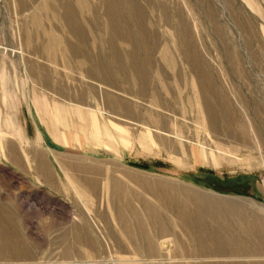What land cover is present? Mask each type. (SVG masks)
<instances>
[{"label":"rangeland","instance_id":"obj_1","mask_svg":"<svg viewBox=\"0 0 264 264\" xmlns=\"http://www.w3.org/2000/svg\"><path fill=\"white\" fill-rule=\"evenodd\" d=\"M114 1L110 13V0H87V10L70 5L83 30L77 37L64 19L72 0L46 10L43 0H0V143L16 142L21 163L33 165L35 156L37 163L28 182L18 166L15 181L5 179L0 186V209L22 239L3 242L7 237L0 235V264H121L124 259L123 264H264V0H132L136 6ZM33 14L46 34L56 36L53 54L42 51L55 43L36 34ZM110 19L128 25L134 39L120 41L117 50L129 70L135 60L147 69V85L151 93L159 92L161 103H153L151 93L142 99L138 84L131 86L117 68ZM140 28L148 33L147 48ZM69 45L81 51L86 66L62 48ZM99 62L115 78L113 85ZM201 78L216 91L211 102L228 109L236 130L245 125L247 143L223 132L216 105L219 121L212 129L199 105ZM119 100L131 105L132 123L109 114L107 104ZM151 110L173 131L151 127ZM167 139L177 153L163 142ZM218 145L227 155L219 162L214 160ZM203 151L207 159L200 156ZM0 161L12 163L3 154ZM42 161L46 180L38 170ZM127 172L147 175L153 181L145 180L148 184L160 179L184 189L173 194L172 204L191 211V228ZM114 181L127 194L120 204L112 201ZM129 199L138 219L129 212ZM203 205L217 212H194ZM118 206L124 219L117 217ZM147 206L171 225L166 234L152 226ZM217 219L223 222H213ZM122 220L132 225L131 232ZM138 220L144 229L137 228ZM249 230L258 234V243H247ZM178 238L177 247L165 242ZM214 238L245 239L244 251L253 258L203 260ZM227 248L236 255L238 249ZM17 249L26 260L15 258Z\"/></svg>","mask_w":264,"mask_h":264},{"label":"bare ground","instance_id":"obj_2","mask_svg":"<svg viewBox=\"0 0 264 264\" xmlns=\"http://www.w3.org/2000/svg\"><path fill=\"white\" fill-rule=\"evenodd\" d=\"M72 1H73V3L67 2V4H66L65 13H64V19L66 21V25L74 33L73 35H76L77 37H82V31L83 30L80 29L81 28L80 25H77L76 18L74 17L75 14L72 13V9L70 11V5H72L71 7L74 6L77 9H81V10H85V9L87 10L89 8V5H88L87 0H72ZM121 1H122V3L127 4V5H131V4H133L135 6L137 5L132 0H121ZM40 2H41V0H40ZM60 2H61V0H43L42 6L46 10V8L50 9V8H52L54 6H57L58 4H60ZM107 4H108V0H107ZM114 5L117 6L116 1L110 0V2H109V10H108L109 13L111 12V10L114 7ZM38 15H40V14L38 13ZM38 15L35 14L34 15V19H33L34 20L33 24H34V29L36 31V34L38 36L51 37V38H53L52 42H54L56 40V38H55L56 36L55 35H54L55 37L52 36V35L49 36L48 34H46L43 31V29L41 28L42 27V23H41ZM58 19H59V17H58ZM122 22H124V21H121L120 19H112V20L110 19L109 23L107 24L108 25L107 32L109 34V39L111 41L110 43L113 45V47L111 49H113L112 53L114 54L113 55L114 56V61L116 63L117 68L119 69V71L123 74V77L129 82V84L131 86H135L134 85L135 83L138 84L136 86H137V88H139V90H138L139 96L140 97L144 96L142 99H145V97L147 99L148 95L151 93V90H152L151 86L147 85V83H148L147 75H146L147 69L144 68V67L143 68L140 67L139 66L140 62L138 60H135L133 62L134 67H131L130 70H129V68L127 66V63H125L123 61L124 56L117 50V45H119L120 41L129 40L131 42L134 39L133 36H132L131 31L128 28V25L124 22V25L122 26ZM138 35H139V38L144 43L145 48H147L146 41L148 39V33L144 30V28L143 29L140 28ZM56 41H58V40H56ZM54 43H55V47H49L50 45H48V43L45 44L44 46H42V48H43L42 51L46 52L47 54H51V53L53 54L56 51V49H57L56 47L58 46V44L56 46V42H54ZM61 44L62 43H60L59 45H61ZM62 48L63 49L65 48L64 50L72 53V55H74L75 57H78L77 60H79V63L81 64L80 65L81 67L82 66H86L85 63L87 64V62H86L87 59L82 58V61H80L81 60V51L80 50H78L77 48H75L73 46H70V45L68 47H62ZM186 53H187V55L189 56V59H190L191 55L193 54L192 48L190 50H187ZM129 56L137 58L135 54H131L130 53ZM101 61H103V59ZM193 67H194V69H197L196 66L193 65ZM99 68H100V70L103 69L101 72L105 74L107 80L108 79L110 80L109 83L113 85V83L115 82V78L112 76L111 72L109 70H107L106 64H104V62H101V63L99 62ZM201 83H202V87L200 88V90L197 91V93L199 95L201 94L200 95L201 101L199 99H197V101H200L199 105H202L204 114L206 115L205 117H207L210 125L212 126V129L217 127V125H218L217 123L219 121L218 120L219 116H218V114L215 111V109H216L215 105H216L217 108L220 107L218 110H221L220 115H221V119H223L222 122H223V124L225 126L224 129H223V132H226L227 135H229V137L238 135V137L237 136L236 137L240 141H243V142L247 143L246 140H247L248 135H247V132H246L245 125L242 124L241 128L239 130H236L237 127L233 126V124H232L233 122L231 120V116L229 114L228 109L225 108V106H218L217 104L214 105L211 102V100H214L215 98H217L216 91L213 90V88H211L210 86H208L210 84L208 83V81L205 80V78L204 79L201 78ZM151 95L153 96V100H152L153 103H155V104L161 103V101L159 100L161 98L160 95H159V92L154 90V91H152ZM112 104L114 105L113 107L109 106L108 104H107V107H108V110H110L109 114L114 119H118V120H120L119 122H123L124 124L125 123L126 124L132 123L131 120H135L133 118L134 115L132 114V111L129 108L131 105H128V104L126 105V103H123L120 100H119V102L116 101V102H113ZM221 107L223 108V110H222ZM118 110H120L121 112L119 113ZM163 117L164 116L161 115L160 113L152 112V110L149 111L148 120L150 122V126L155 128V129H157V130L159 129V130L164 131V132L173 131V130H171V124H168V122L165 121V119ZM129 119H131V120H129ZM148 120L146 119V121H148ZM86 124H89V123L86 122ZM147 124H149V123L147 122ZM88 126L90 127V125H88ZM96 126H97V124H96ZM112 133L115 134L114 131H112ZM117 135L118 136H124V133L122 131H117L116 132V136ZM142 140H140V141L143 142L142 143V145H143L145 143L144 141L147 140V138H145L143 136ZM170 140L171 139H167V141L165 140L163 142L164 143L166 142L168 144L169 149L171 151L177 153L176 147L173 145V142H171ZM220 146L218 145V147H217L218 150H220V152L217 150L218 151V152L216 151L217 152V154H216L217 156L214 157V160L217 161V162L223 161L224 158L227 159V155L225 154L226 151H224L225 153L222 152L223 147H220ZM200 156L203 159H207L208 158V156H207L205 151H203L202 154H200ZM38 165H39L38 167L40 169H42V170L45 169L44 168L45 167V162L44 161H42V163H39ZM127 173L131 176V178H132V176H134L136 178V180L139 182L137 184L142 185L146 192H148L151 195H153L154 197H156V199L158 200V202L160 204H162L165 208L170 209V211H172L173 213H176L177 217L180 220H182V222L188 228H191V211H188L187 208H182V207H180V209H182V210H180L177 206H174L172 204L173 196L176 195V197H177L178 192L179 191L182 192L184 189H182L180 187H175V186H173V184L168 183L167 181H164V180H160V179H157L153 184H148V183H146L147 181H149V180H147L148 179L147 175L139 174L138 172H127ZM132 173H134V174H132ZM144 176H147V177H144ZM145 180H147V181H145ZM150 180H151V178H150ZM152 182L149 181V183H152ZM116 183H117V181H114L113 186ZM114 187L115 188L113 189V192H112V195H113L112 196V198H113L112 201L115 202V203H119L120 204V200L122 199V197L126 196L127 194L122 190V188H121V186H119V184H116ZM119 189L122 190V191H120ZM83 191H84V189H83ZM208 201L209 202H215L212 199L208 200ZM119 204H117V205H119ZM127 205L129 206V212L130 213L132 212L134 217L138 219V216L135 214V212L132 210V207L130 206L131 205L130 199L127 200ZM145 212L147 213L148 218H150V220L152 222V226L154 228H156V227L161 228L162 229V233H164V234H166V230L165 229L170 230L168 227H171V225H167L168 226L167 227L164 224V222L162 221V218H161L160 214H155L154 211L148 206L145 207ZM194 212L195 213H199L201 215L202 214H206V213H207L206 215H211L212 213L217 212V211L214 208H212V207H210L208 205H203L201 210L197 209ZM204 212H206V213H204ZM117 213H118L117 217H119L121 219H124V211L121 210V208L119 206H118ZM157 219H158L159 222H157ZM122 221L125 222V223L122 224L123 227L126 230L129 231L128 228L129 227L131 228L132 225H130V223H128L125 220H122ZM213 222H215V223L220 222L219 224H221L223 221H220V219H217V221H213ZM136 224H137V228L141 229V230L146 227L145 224H143L139 220L137 221ZM211 226H213V225H211ZM129 232H131V231H129ZM244 236H246L245 239L246 238L248 239L247 243L249 241H253V242L258 243V241H256L257 238H258V234L256 232H253V231L251 232V230H249V232H247ZM214 239H217V240L216 241H209L210 247L208 246L209 250L204 254V258H202L203 260H216V259H217V261H226V260H229V259L236 260V259H239L240 256H242V257L245 256L244 258H247V259L249 257L253 258L252 257L253 255H252L251 251L249 253L244 251V248L247 245L245 239H243V240L242 239H238V238H230V239L225 238L224 240H222V238H214ZM165 242L169 243L171 246L174 245L175 247L179 246L182 243L179 238L178 239H172L171 242L167 241V240ZM243 245H245V246H243ZM230 246H234L235 249H238V250H235V251H237V253L234 252V253H236V255L235 254L231 255L225 250V247L227 248V247H230ZM201 247L202 246H200V248ZM262 248H264V247H262ZM230 249H232V248H230ZM248 249H250V247ZM24 250H26V249H24ZM24 250L17 249V251H16L17 254H15V258H19V259L24 258V260H26L27 259L26 258L27 255L24 253ZM152 250H153V246H151V251ZM232 251H233V249H232ZM229 252H230V250H229ZM242 253L244 255H240ZM126 260H128V259H126ZM124 261H125V259H124ZM124 261H123V263H124ZM123 263H121V264H123ZM133 263L129 262V263H125V264H133ZM117 264H119V263H117ZM135 264H138V263H135Z\"/></svg>","mask_w":264,"mask_h":264},{"label":"crops","instance_id":"obj_3","mask_svg":"<svg viewBox=\"0 0 264 264\" xmlns=\"http://www.w3.org/2000/svg\"><path fill=\"white\" fill-rule=\"evenodd\" d=\"M8 138V137H7ZM14 141H6V140H1V143H0V148L2 149L1 152H0V155L3 154L4 156L7 155L9 160L12 162V163H3L0 161V186H2V182L4 183L5 182V179L8 180L9 182L11 180H14L15 181V177L17 176V173L21 170V174L27 178V182H28V175L31 174V171L33 170V168H37V163H36V156H35V159H33V163L35 162V164H22L21 163V158H20V155H19V151H17L16 148V142L15 144L13 143ZM34 152V151H33ZM35 153V152H34ZM32 163V162H31ZM39 164V163H38ZM18 166H21L22 168L18 167ZM39 166V165H38ZM47 164L45 163V169H43L44 173L42 174L41 173V176L46 180L49 173L47 172ZM49 169H50V166H49ZM38 170H40V168L38 167ZM25 171H27L28 173H26ZM30 171V173H29ZM9 176H11V178H9ZM13 177V179H12ZM2 189L0 188V193L2 194ZM0 194V195H1ZM3 212H7L6 210H2L0 209V235H5L7 238L6 239H3L5 242L6 240H9L10 239H13L15 241L20 242V240L22 241V239L19 238V234L18 232L14 229L13 225L7 220V218L5 217L7 214H3ZM16 217H18L19 215L16 214L15 215ZM5 218V220H4ZM11 231H14L16 233H14V236H12L13 233H11ZM26 246V245H25ZM22 248V246H21ZM24 249V248H23ZM29 249V248H28Z\"/></svg>","mask_w":264,"mask_h":264}]
</instances>
